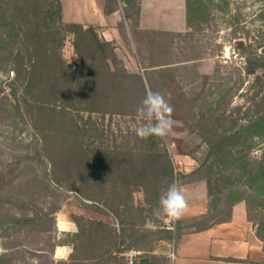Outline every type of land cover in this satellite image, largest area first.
I'll return each mask as SVG.
<instances>
[{"label": "rangeland", "instance_id": "1", "mask_svg": "<svg viewBox=\"0 0 264 264\" xmlns=\"http://www.w3.org/2000/svg\"><path fill=\"white\" fill-rule=\"evenodd\" d=\"M118 8L142 71L120 60L115 74L158 66L145 78L172 105L173 129L163 139L136 137L134 127L146 123L139 105L116 101L87 28L61 27L56 37L77 70L72 90L58 77L30 81V66L55 59L0 28V264H127L131 251L139 252L133 264H171L168 246L181 233L227 219L241 199L264 240V0H187L188 30L180 34L140 31L137 0H105L106 11ZM165 152L173 180L158 183L153 204H135L144 195L133 174L148 154ZM179 160L194 172L184 175ZM124 167L132 173L128 186L118 179ZM193 181L207 185L206 215L176 222L152 215L170 184ZM126 188L132 204H122ZM59 211L76 222L78 235L57 231ZM84 211L112 217L113 227ZM63 245L71 253L59 260L54 250Z\"/></svg>", "mask_w": 264, "mask_h": 264}, {"label": "crops", "instance_id": "2", "mask_svg": "<svg viewBox=\"0 0 264 264\" xmlns=\"http://www.w3.org/2000/svg\"><path fill=\"white\" fill-rule=\"evenodd\" d=\"M62 20L95 30L101 42L111 43L113 52L125 69L132 64L138 71L135 48L130 36L128 21L122 8L106 11L105 0H59ZM138 12L135 28L140 31L180 34L188 30L187 0H137ZM142 71V68H140ZM191 163V159L189 160ZM182 160L179 171L184 175L194 172L193 165ZM192 167V168H191ZM188 200V208L180 220L202 217L208 212L209 195L204 181H193L179 186ZM135 204H145L144 198ZM244 202L231 208L230 220L216 223L200 231L182 233L168 252L171 264H258L263 259L262 243L248 220ZM86 217L113 227V218L98 212H81ZM56 229L60 233L78 235L80 229L69 216L59 211L56 214ZM71 253L68 246H58L54 257L66 260Z\"/></svg>", "mask_w": 264, "mask_h": 264}, {"label": "trees", "instance_id": "3", "mask_svg": "<svg viewBox=\"0 0 264 264\" xmlns=\"http://www.w3.org/2000/svg\"><path fill=\"white\" fill-rule=\"evenodd\" d=\"M65 26L73 27L80 30L85 29L77 24H66L63 22L62 6L59 0H0V28L11 29L13 37L17 38L18 35L24 36V40L26 42L29 41V39H32L34 51H37L36 47L39 48L40 46V54L48 56L50 55L53 56V58L55 59L54 62L49 63V66L46 64H33L32 66H30L26 71V75L28 76L29 80L31 81L37 77L41 79H44L45 77H58L60 79H63L64 82L69 85L70 89L72 90L74 88L73 82L76 78L77 70L67 65L62 57L61 50L63 47V40L61 38L59 39V42H57L56 40L58 30L61 27ZM87 29L94 38L95 48L100 54V62L110 76L108 80L110 86L114 90H118L117 94L114 96L116 98V101L123 102L131 100L132 98V100L134 102H137V105L140 106L145 94L148 91L153 92L150 85L151 81L145 78V74H148L149 72L155 73L154 71L157 70L158 66L143 68L144 74L128 73L123 68V75L118 78V76L115 74V64L116 62L121 63L120 60L114 54L113 48L111 49V56L106 55V46H109L111 44L101 42L98 39V36L93 28L88 27ZM42 30H45L47 34L44 35V33H42ZM46 36H49L51 38L48 43L45 42ZM46 43L47 46L45 47L44 45ZM56 43H58L57 52L52 50L53 45L56 46ZM239 45H242V42H239ZM12 51V48L9 49V52ZM253 70L254 69L251 68L249 70V73H253ZM125 80L128 83H124ZM214 136L215 134L212 136V138H209L206 141L204 140L205 143L209 145L210 142H212ZM167 157L168 156L166 152L164 153V158L160 154H148V161L138 172H135L133 174L136 183H138L137 186L142 189L144 201L146 204H153L154 201L159 198L160 192L158 183H161L165 179H168L169 181L173 180L174 169L171 161L168 160ZM128 171L129 169L124 167L118 174V179L125 186L130 185L133 181L131 179L132 173ZM122 191L125 192V196H122V204H132L133 191H130L127 188L123 189ZM242 201L243 200L241 199L232 204H236ZM52 214L53 213L49 214L50 218L53 217L51 216ZM230 216L231 208L227 219L216 223L229 221ZM216 223H212L210 225L199 229H194L192 231H200ZM256 236L261 242L264 243L263 238L260 235H257V232Z\"/></svg>", "mask_w": 264, "mask_h": 264}, {"label": "clouds", "instance_id": "4", "mask_svg": "<svg viewBox=\"0 0 264 264\" xmlns=\"http://www.w3.org/2000/svg\"><path fill=\"white\" fill-rule=\"evenodd\" d=\"M140 119L146 123L134 127L133 131L137 138L147 140L151 138L163 139L173 129V107L160 92L148 91L141 105L137 108ZM188 200L177 184H170L166 192L159 199V207L152 213L160 218L166 217L170 222L179 221L188 208ZM146 224L153 230L157 227L151 220Z\"/></svg>", "mask_w": 264, "mask_h": 264}, {"label": "built area", "instance_id": "5", "mask_svg": "<svg viewBox=\"0 0 264 264\" xmlns=\"http://www.w3.org/2000/svg\"><path fill=\"white\" fill-rule=\"evenodd\" d=\"M136 255H139V252H137V251L129 252V254H128L129 260H128L127 264H133V257H135ZM171 259H172V257H171Z\"/></svg>", "mask_w": 264, "mask_h": 264}]
</instances>
